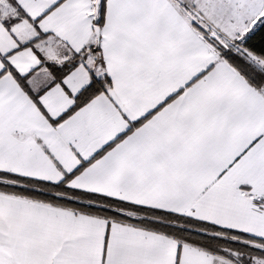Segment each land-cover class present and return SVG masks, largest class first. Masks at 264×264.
<instances>
[{"label":"snow or ice","instance_id":"6c2138e0","mask_svg":"<svg viewBox=\"0 0 264 264\" xmlns=\"http://www.w3.org/2000/svg\"><path fill=\"white\" fill-rule=\"evenodd\" d=\"M0 264H264V0H0Z\"/></svg>","mask_w":264,"mask_h":264}]
</instances>
